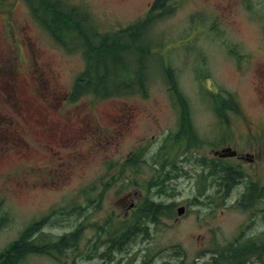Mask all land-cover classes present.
<instances>
[{"label": "rangeland", "instance_id": "obj_1", "mask_svg": "<svg viewBox=\"0 0 264 264\" xmlns=\"http://www.w3.org/2000/svg\"><path fill=\"white\" fill-rule=\"evenodd\" d=\"M69 1L88 11L95 31L112 33L143 17L153 0ZM172 4L144 36L154 54L127 55L146 63L145 96L69 101L82 51L57 45L23 0H0V252L32 225L50 246L18 264H210L215 246L264 239V0ZM165 67L200 140L167 155L161 147L180 116ZM213 95H230L238 111L219 120ZM180 141L186 145L184 135ZM135 153L137 164L128 165ZM202 160L222 169L209 176ZM162 164L177 171L157 193L149 183ZM226 171L241 175L227 192ZM252 185L263 193L244 211L236 203ZM145 198L170 212L123 243V223L132 224ZM179 206L186 211L177 217Z\"/></svg>", "mask_w": 264, "mask_h": 264}, {"label": "trees", "instance_id": "obj_2", "mask_svg": "<svg viewBox=\"0 0 264 264\" xmlns=\"http://www.w3.org/2000/svg\"><path fill=\"white\" fill-rule=\"evenodd\" d=\"M23 2L28 7L31 16L63 50L72 52L80 49L82 51L84 68L73 83L70 100H76L86 95L100 99L131 96L135 93L146 95L145 65L140 63L134 67L137 60L133 61L127 58V55L138 52L142 55L148 53L150 48L142 40L154 22L170 14L174 9L172 0H154L143 18L112 33L95 31L88 11L82 6L74 5L69 0H23ZM165 72L169 91L180 115L179 131L175 135L167 136L161 147V149L166 148L167 155L169 150L177 147L183 135L191 142L194 137V145L196 134L191 128L188 102L179 90L177 83L170 77L172 73L167 69ZM211 99L219 120H225L228 111H238L234 99L230 95L227 98L213 95ZM183 125L185 130H183ZM136 157L138 156L130 157L127 164L135 166L137 164ZM201 164L208 165L204 160ZM214 167L213 165L205 167L209 176L215 175L222 169ZM230 169L232 167H228L226 170L229 172ZM227 171L225 185L230 186L233 183L230 175L233 176V174L229 175ZM159 173V176L149 183V187H159L157 193H162L164 191L162 185L171 177L166 172L165 164L161 165ZM247 192L249 193L248 199H250L251 196L257 194L256 187H248ZM241 204L243 208L251 207L250 200ZM170 207L171 205L156 202L152 198H145L133 212L132 224L129 225V221L123 223L125 233L123 234L124 238H120L122 242L125 243L133 234H147L148 223L158 224L160 218L170 212ZM81 210L83 209L81 208ZM5 219L6 217H0V225ZM34 229L35 225L27 227L18 240L0 252V264H18L28 254L42 250L40 247L50 248L49 245H41L37 242L38 239L34 236L37 231L32 234ZM71 236L74 235L62 237L56 246H64V240ZM114 244L116 242L112 243V245ZM215 247L210 253L212 260L210 264H253V257L261 259L264 255L262 241L250 242L248 239H237L220 250L217 246ZM256 264H264V259L256 261Z\"/></svg>", "mask_w": 264, "mask_h": 264}, {"label": "flooded vegetation", "instance_id": "obj_3", "mask_svg": "<svg viewBox=\"0 0 264 264\" xmlns=\"http://www.w3.org/2000/svg\"><path fill=\"white\" fill-rule=\"evenodd\" d=\"M218 155H219V157H222L223 156V152L219 153ZM247 159L252 162L253 161L252 155H249V157ZM239 183H240V180L239 181H235V184L238 185Z\"/></svg>", "mask_w": 264, "mask_h": 264}, {"label": "water", "instance_id": "obj_4", "mask_svg": "<svg viewBox=\"0 0 264 264\" xmlns=\"http://www.w3.org/2000/svg\"><path fill=\"white\" fill-rule=\"evenodd\" d=\"M184 209L183 208H179L177 209V214L178 215H181L183 213Z\"/></svg>", "mask_w": 264, "mask_h": 264}]
</instances>
